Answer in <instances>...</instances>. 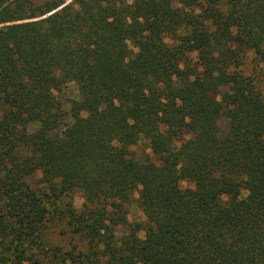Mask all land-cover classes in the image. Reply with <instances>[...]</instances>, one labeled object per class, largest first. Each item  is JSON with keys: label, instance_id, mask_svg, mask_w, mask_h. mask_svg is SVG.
Masks as SVG:
<instances>
[{"label": "trees", "instance_id": "obj_1", "mask_svg": "<svg viewBox=\"0 0 264 264\" xmlns=\"http://www.w3.org/2000/svg\"><path fill=\"white\" fill-rule=\"evenodd\" d=\"M65 1L0 0V264H264V95L229 47L264 63V0ZM35 171L84 195L69 249L41 252Z\"/></svg>", "mask_w": 264, "mask_h": 264}, {"label": "rangeland", "instance_id": "obj_2", "mask_svg": "<svg viewBox=\"0 0 264 264\" xmlns=\"http://www.w3.org/2000/svg\"><path fill=\"white\" fill-rule=\"evenodd\" d=\"M178 1V0H176ZM67 4L72 2V0H66ZM175 5L177 3L175 2ZM167 43H172L170 36L165 38ZM229 47L231 51L240 57L241 65L238 70L243 76H247L252 79L255 87L264 95V63L258 61L252 50L245 48L239 41L232 37L229 41ZM129 49L131 56H133L137 49L129 44ZM189 58L191 61L195 60V55L192 53ZM77 89L70 83L66 87L62 88L59 92L58 99L63 103L65 109L72 99L77 98ZM82 117L86 114L82 113ZM37 126L35 124H30L28 126L29 131H33ZM131 157L139 163L155 162L156 159L150 152L148 143L145 140H139L137 144L130 146L128 148ZM30 188L34 190L41 198L45 201L48 209L47 220L45 222V227L43 230V236L41 239V252H44L50 247H62L63 249H69L71 245L78 243L76 237L66 234L68 231L67 226V208L71 206L75 210H81L86 204L84 195L76 190L68 194H60L56 196L51 193L49 186L42 179L40 171H35L29 175L26 179ZM180 188H191L192 184L187 181L179 182ZM246 191L242 190L241 197H245ZM139 187L134 189L125 205L126 209V220L128 224H140L141 230L137 232L138 237L143 238L145 234V217L139 206L138 202ZM65 232V233H63ZM125 232L124 227L117 229L118 235ZM83 242V241H81ZM79 246L85 249V243H79ZM41 252L38 254L41 255Z\"/></svg>", "mask_w": 264, "mask_h": 264}]
</instances>
